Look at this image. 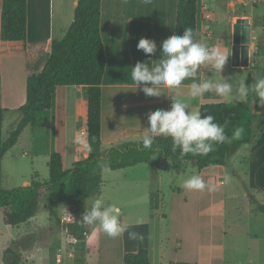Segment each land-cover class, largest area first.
Here are the masks:
<instances>
[{"label": "rangeland", "instance_id": "1", "mask_svg": "<svg viewBox=\"0 0 264 264\" xmlns=\"http://www.w3.org/2000/svg\"><path fill=\"white\" fill-rule=\"evenodd\" d=\"M243 2L247 3L246 11L251 10L255 16L251 43V48H253L255 45L253 39L262 36L263 30L260 22L264 16V0H257L253 3V7L252 0H243ZM227 3V0H214L211 7L214 20L219 21L221 26L214 31V36L207 44L218 46L229 54V60L223 72L212 71L220 74V77H230L231 82L237 85L239 81L245 80V83L249 85L250 96L251 85L259 79V70L251 68L245 71H230L233 46L230 20L233 13ZM240 9L241 7L238 6L236 11L239 13ZM218 99L210 100L209 104L221 103ZM220 99L223 102L222 98ZM226 102L238 103L230 98H226ZM66 105L69 129L75 122L71 117V99L66 101ZM7 107L11 109L3 113V141L9 137L20 118L18 112L12 111V108L18 106ZM263 115L264 107L255 119L254 129ZM56 116L53 126L48 120L26 127L16 145L6 152L1 163V188L3 190L27 187L35 175L38 176L39 181H47L49 158L45 153L51 142L54 149L58 150L57 143L60 140V131L63 126L61 110L57 111ZM247 148L243 146L230 156L226 164L219 168L215 175L210 173L212 168L199 170L193 161L175 163L159 161L155 165L139 164L134 168L119 170L101 168L98 170L102 181L99 193L86 199L76 209L74 219L82 221L81 216L85 207H90L93 200L100 198L121 208L120 221L123 219L121 223L139 224L140 228L126 231V239L133 240L129 233L139 234L143 239L146 235L152 246L153 264H163V259L168 260V253L174 255L177 241H180L182 245L181 255L200 257V249L199 254L195 249L200 232H204V237L201 239L205 258L209 256L210 248L214 247L223 250L219 255L223 257L225 264H264V215L259 213L250 202L252 195L264 206V195L256 191H248L250 189L248 186L253 180L249 182V179L245 177L246 167L242 164L243 159L247 157ZM64 163L67 170L73 167L74 156L71 151L66 153ZM193 174L200 175L206 183L218 186V188H215L213 192L208 189L195 191L183 188V181ZM226 176L228 177L227 182H225ZM151 205L157 206V211L154 209L152 212ZM66 211L65 207L55 205L54 215L49 216L47 195L44 194L36 215L28 222L12 227L5 226L0 219V249L8 247L20 257V264H32L33 262L53 264L57 245L64 247L65 243L61 240L67 233L56 220L63 222ZM46 225H51L56 229L58 236L42 247L44 241L38 240L37 227L43 228ZM87 226L86 243L90 248L99 249L103 260L108 249H115L122 236L109 237L98 224H87ZM210 229L216 234L219 232V238L215 234L213 242L211 241L212 235L208 232ZM209 244H214V246ZM2 259L0 256V264L11 261L7 255H3Z\"/></svg>", "mask_w": 264, "mask_h": 264}, {"label": "trees", "instance_id": "2", "mask_svg": "<svg viewBox=\"0 0 264 264\" xmlns=\"http://www.w3.org/2000/svg\"><path fill=\"white\" fill-rule=\"evenodd\" d=\"M100 1L78 0L73 21L61 39H53L50 54L40 73L29 76L25 84V103L17 110L19 121L9 137L2 140L4 110L0 103V219L5 226H19L33 218L40 203L47 195L49 215H54V206L66 208L62 222L57 219L74 240H83L87 235V224L76 221L75 211L86 199L99 193L102 181L98 174L101 168L110 170L125 169L137 164L155 165L159 161H193L199 170L223 167L227 159L242 146L250 145L264 130V115L257 124L255 119L263 107L256 101L254 92L245 103H215L201 105L202 115H213L219 124H226L228 139L214 145L208 155L187 154L182 156L172 151L171 138L157 137L151 148H144L142 141L124 142L102 152L100 143V86L105 69V55L100 36ZM0 39L7 42L26 40V0H2ZM262 36L255 38V57L253 68L259 70V78L264 77V16L261 19ZM192 28L196 35V0H178L174 35H182L184 28ZM129 52L133 67L149 59L136 45L141 37L152 40L150 23L132 20L127 26ZM152 65V57L148 61ZM67 86L86 88L87 120L86 140L87 157L78 160L70 170L65 168L64 155L52 152L48 162V179L41 182L36 176L27 187L12 190L1 188V163L6 152L16 142L28 126L51 121L54 125L57 111L62 108L57 103V91ZM239 129L240 135H235ZM53 132L55 130L53 129ZM155 157V158H153ZM250 202L264 215V206L253 196ZM123 264H150L148 251L139 243L136 252L124 253ZM20 264V257L13 254L10 262ZM167 264H195L182 261H169Z\"/></svg>", "mask_w": 264, "mask_h": 264}, {"label": "crops", "instance_id": "3", "mask_svg": "<svg viewBox=\"0 0 264 264\" xmlns=\"http://www.w3.org/2000/svg\"><path fill=\"white\" fill-rule=\"evenodd\" d=\"M77 1L26 0V40L24 42L12 43L0 39V103L4 111L11 109H8L7 106H18L12 108L13 112H17L25 103L26 79L43 70L50 54L51 41L53 39H61L64 36L73 21ZM213 1L196 0L195 39L206 44L214 36V31L221 26L219 21L216 22L214 20V13L211 10ZM227 1V5L232 8L233 13L230 20V34H232L233 25L237 19H247L251 26L252 43L254 33L253 20L255 17L253 12L251 10L246 11L245 8L248 6L243 0ZM252 1L253 7V3L257 0ZM177 4L178 0L100 1V36L106 59L100 86V143L102 152L124 142L141 141L144 128L148 124L147 113L157 109L167 110L170 107L171 101L165 96L170 93L188 101L190 110L192 111L199 110L201 105L209 104L210 100L214 98H219L218 100L221 103H228L226 102L227 97H221L214 92H206L195 99L190 98L188 96V86L193 82L192 79L185 80L177 89H164L165 96L161 95L160 97L145 96L139 87L135 88L131 78V68L133 65L128 44V23L132 20H137L151 24L152 40L156 42L158 49L157 55L152 57V64H155L159 60V46L161 42L169 36L174 35ZM1 5L2 0H0V16ZM238 6L241 7L239 13L236 11ZM253 42L255 43V38ZM254 48L255 45L253 48L250 46V56ZM251 68H253L252 62H250L247 68L230 66V71H245ZM205 78H210L213 81L221 79L220 74L202 67L194 79L196 82H199ZM220 98H222L223 102ZM69 99H71L72 103L71 117L75 122L73 121L72 127L68 129L66 101ZM57 103L62 108L61 114L63 119L60 140L57 143L58 150L54 149L51 142L45 155L49 158L52 152H61L65 158L66 153L71 151L75 163L87 157V147L85 146L87 145L86 88L82 86H67L58 89ZM245 147H248V150L247 157L243 159L242 163L246 167L244 175L249 179V182L253 180L248 186L250 188L248 191L252 190L264 195V130L254 139L252 144L245 145ZM137 166H132V168ZM211 168L210 173L215 175L221 167ZM35 176L38 179V176ZM215 188L217 189L218 186H214V190ZM151 208H153L151 209L153 212L157 206L151 205ZM137 227L140 228L139 224H131L128 229H137ZM52 231L56 232V229L51 225H46L43 228L37 227L38 240L42 239L44 241L42 247H45L48 241L56 239V236H58L57 232L51 233ZM208 232L212 235L211 241L213 242L216 232L211 231V229ZM203 237L204 232H200V237L197 239L195 246L196 253L199 254V249L201 251L200 257L181 255L182 245L180 241H177L174 255H169L168 253V260L163 259V264H167L169 261H182L195 264H225L223 257L220 256L223 252L221 249L212 247V249L210 248L209 256L207 258L203 256ZM216 237L219 238V232H217ZM87 238L88 235L83 240L77 241L67 232L61 240L65 243L64 247H62L63 251L61 246L57 245L53 264H123L124 253L136 252L139 243L148 251L150 264H153L152 246L146 235L145 239L138 234L133 240H127L125 232L122 235V239L120 238V243L118 241L117 247L115 249H108L103 260L101 259L102 254L99 252V249L96 250V247L90 248L87 245ZM209 245L214 246V244ZM13 254L8 247L0 249L1 259L3 255H7L12 260ZM216 254H220V257H217ZM1 264L4 263L1 262ZM32 264L36 263L33 262Z\"/></svg>", "mask_w": 264, "mask_h": 264}, {"label": "clouds", "instance_id": "4", "mask_svg": "<svg viewBox=\"0 0 264 264\" xmlns=\"http://www.w3.org/2000/svg\"><path fill=\"white\" fill-rule=\"evenodd\" d=\"M136 47L149 57L146 61H138L131 68L135 88L139 87L145 96L160 97L164 95V89H177L185 80L192 79L193 82L188 86V96L192 99L206 92H214L240 103L247 102L250 89L245 80L239 81L238 85L231 82L230 77L224 76L218 81L210 78L195 81L194 78L202 67L222 73L229 60V54L218 46H209L195 39L190 27L184 28L182 35H171L164 39L159 46V60L151 66L148 61L158 52L156 42L141 37ZM251 91L255 93L259 105L264 107V77L251 85ZM165 97L171 101L167 110L157 109L147 113L148 124L141 136L144 148H151L157 137H170L172 151L179 150L182 156H206L214 151L215 144L228 139L225 133L226 124L217 123L213 115H202L199 110H190L189 102L177 95L170 93ZM240 131L237 129L234 134L238 136ZM85 146L90 152V146ZM227 181L226 176L225 182ZM182 187L195 191L214 190V185L206 183L198 174L185 179ZM120 216V207L97 198L90 207H85L81 220L88 225L98 224L107 236L115 238L122 236L129 228L128 224L121 223ZM129 236L135 238L136 234L129 233Z\"/></svg>", "mask_w": 264, "mask_h": 264}, {"label": "water", "instance_id": "5", "mask_svg": "<svg viewBox=\"0 0 264 264\" xmlns=\"http://www.w3.org/2000/svg\"><path fill=\"white\" fill-rule=\"evenodd\" d=\"M233 46L231 51V66L247 68L254 62L255 48L250 56L251 26L247 19H237L233 25ZM251 57V59H250Z\"/></svg>", "mask_w": 264, "mask_h": 264}]
</instances>
